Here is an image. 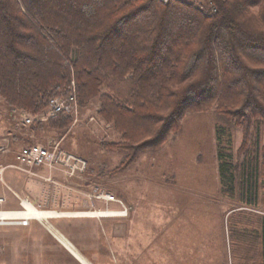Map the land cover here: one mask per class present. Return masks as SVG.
I'll return each instance as SVG.
<instances>
[{
	"label": "trees",
	"instance_id": "trees-1",
	"mask_svg": "<svg viewBox=\"0 0 264 264\" xmlns=\"http://www.w3.org/2000/svg\"><path fill=\"white\" fill-rule=\"evenodd\" d=\"M81 106L100 100L127 162L157 148L190 113L214 109L242 128L248 149L221 163L223 191L258 206L264 183V0H0V97L38 113L72 80ZM59 114L48 124L67 128ZM109 146V145H108ZM218 158L223 159L219 152ZM232 255L264 246V216L241 212Z\"/></svg>",
	"mask_w": 264,
	"mask_h": 264
},
{
	"label": "rangeland",
	"instance_id": "rangeland-1",
	"mask_svg": "<svg viewBox=\"0 0 264 264\" xmlns=\"http://www.w3.org/2000/svg\"><path fill=\"white\" fill-rule=\"evenodd\" d=\"M100 107L94 98L80 105L77 121L70 117L67 128L55 129L38 118L46 108L33 114L0 97V138L11 142V152L0 154V210H21L23 200L66 213L127 210V215L0 221V264H82L58 235L90 264H238L230 227L241 212L264 216V183L259 205L243 204L238 169L231 197L223 191L220 166L237 164L251 138L245 142L242 128L214 109L190 113L165 143L127 162L121 135L100 116ZM22 113L33 121L24 123ZM32 144H59L87 160L88 169L69 176L12 167L17 151Z\"/></svg>",
	"mask_w": 264,
	"mask_h": 264
},
{
	"label": "built area",
	"instance_id": "built-area-1",
	"mask_svg": "<svg viewBox=\"0 0 264 264\" xmlns=\"http://www.w3.org/2000/svg\"><path fill=\"white\" fill-rule=\"evenodd\" d=\"M158 1L167 4L171 0ZM79 112L80 105L77 98V86L73 79L65 93L50 99L49 105L39 114L38 118L41 122H47L63 113L72 117L74 121H77ZM22 116L23 122L26 124H30L33 121L29 113H22ZM9 152H11L10 140L1 137L0 154H8ZM11 166L27 172H30L33 168H48L50 170L63 171L69 176H79L88 169V162L81 156L60 148L59 144L53 146V148L40 144H32L26 145L17 151L16 164ZM99 197L107 200H115L108 194H102ZM1 200L3 201V199ZM120 212H122L123 215H127L126 209Z\"/></svg>",
	"mask_w": 264,
	"mask_h": 264
},
{
	"label": "bare ground",
	"instance_id": "bare-ground-1",
	"mask_svg": "<svg viewBox=\"0 0 264 264\" xmlns=\"http://www.w3.org/2000/svg\"><path fill=\"white\" fill-rule=\"evenodd\" d=\"M109 199V198H108ZM23 209L21 210H0V221L5 220H25V219H38L48 220L53 217L65 216V215H79V216H111L114 214L123 215L122 212H111L109 210H95V211H82V212H59L51 209H38L32 203L27 200L22 201ZM59 240L67 247V249L79 260L82 264H90L89 261L78 252L72 244L67 241L63 236H57Z\"/></svg>",
	"mask_w": 264,
	"mask_h": 264
},
{
	"label": "crops",
	"instance_id": "crops-1",
	"mask_svg": "<svg viewBox=\"0 0 264 264\" xmlns=\"http://www.w3.org/2000/svg\"><path fill=\"white\" fill-rule=\"evenodd\" d=\"M15 161H16V157H15ZM258 252H259V254L254 255L250 259V263L249 264H264V246H263V242L262 241H261V244L259 245Z\"/></svg>",
	"mask_w": 264,
	"mask_h": 264
}]
</instances>
